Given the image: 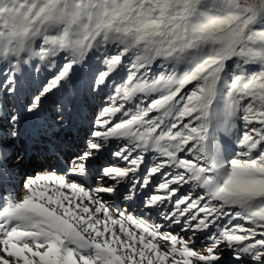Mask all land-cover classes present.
<instances>
[{"label":"snow or ice","instance_id":"obj_1","mask_svg":"<svg viewBox=\"0 0 264 264\" xmlns=\"http://www.w3.org/2000/svg\"><path fill=\"white\" fill-rule=\"evenodd\" d=\"M36 60L52 71L24 113L71 94L84 66L107 103L88 150L63 174L24 172L21 195L8 100ZM0 63V264H264V0H0ZM117 141L125 166L90 185ZM117 194L164 223L105 199Z\"/></svg>","mask_w":264,"mask_h":264},{"label":"rangeland","instance_id":"obj_2","mask_svg":"<svg viewBox=\"0 0 264 264\" xmlns=\"http://www.w3.org/2000/svg\"><path fill=\"white\" fill-rule=\"evenodd\" d=\"M90 63L92 65V69H94L97 61L96 59H93ZM92 69L88 66H84L83 70L78 69L76 76V90L72 91L69 95H64L63 97L50 96L44 102L40 113L36 116L24 113V105L27 104L28 99L32 96V94L35 93L44 83L45 79L49 77L52 70L46 68L38 60L35 61V67H33L32 62H30L28 65H24L17 70V75L20 77V84L22 85V88L16 96L9 97L8 107L10 110L18 112L21 117L20 124L17 125L22 141L21 147L25 145L27 140L30 138L31 142L28 144V148H30V150L33 148L44 147V153L46 154L50 151L56 152V154H52V157L53 160L58 161V165L64 164L62 170L70 168L77 157L88 150V142H85V140L90 138L92 139V137H90V133L96 127L93 121L99 112L100 105L107 103V97L104 93L94 95L88 90V84L91 79L88 82L86 79L88 77L92 78ZM8 71V67H6L3 63H0V81H3L4 74ZM3 95V91L0 90V99L3 98ZM61 104L65 106V110L62 114L58 111ZM2 115L3 113L0 112V116ZM46 118L47 120H45ZM61 120H63V123H61ZM0 134H3L2 128H0ZM83 143L85 144V150L66 157V155L69 154V149H71L73 145L76 144L80 146ZM119 143L122 142H109L107 148L97 153L93 158L90 165L91 175L88 178V183L90 185L96 186L98 183H101L98 177L100 175V169L103 166L110 164H115L120 167L125 166L123 161H119L111 154V152L116 150V144ZM229 145L231 146L230 143ZM36 154L37 151L33 152L32 156L30 155V159H33V156ZM229 154L231 155V151ZM15 160L16 159L14 158V160L8 164V166L10 165V168H16L14 167L17 165ZM50 162L48 161L46 164H39L38 171L27 172L29 174L43 172L48 169ZM16 170L18 171V168H16ZM62 170L59 171L60 174H63ZM23 174L24 173L22 172L17 181L18 184H20L18 193L21 195L23 194ZM121 193L127 195L123 189L121 190ZM140 196H142V193H137V197ZM105 199L108 200L109 203H116L114 197L105 195ZM117 201L118 203L116 204H118L121 209H127L134 214H143L146 218L151 215L158 223H164L163 219L157 217L154 213L146 212L141 204V199L139 198L129 201L120 198V194H117ZM171 231L173 234L183 235V233L180 232V229L176 226H172ZM160 243L164 247V250H167L165 242L160 241ZM205 243V241L201 240L196 243L195 247L198 250H202Z\"/></svg>","mask_w":264,"mask_h":264},{"label":"bare ground","instance_id":"obj_3","mask_svg":"<svg viewBox=\"0 0 264 264\" xmlns=\"http://www.w3.org/2000/svg\"><path fill=\"white\" fill-rule=\"evenodd\" d=\"M90 79H91V77H88L86 79V81L88 82V81H90ZM45 120H47V118ZM89 140H91V138L88 139V140H85V142H89ZM75 141H77V140H75ZM30 142L31 141H30V138H29L27 140L26 144L22 146V147H24V148L27 149V158H26L24 167L23 168H18L17 165H18L19 161L17 159L15 160V162L17 163V165L14 166V167L18 168V171L17 170L16 171L19 173V175L17 176V181H18V178L20 177V175L22 174V172L24 173V172H27V171H32V172L33 171L34 172L35 171H38V168H39L38 165L39 164H46V162L48 163V161L49 162L51 161V162L49 163L47 170H49V169L52 170L53 169L52 171H57V172H59L60 170H62L64 164L63 165H61V164L58 165V161L57 160H53L52 154H56V152L50 151L49 153L46 154V153H44V151H45V148L44 147H42V148H33L32 150H30V148H28V144ZM82 150H85V144L84 143L82 145H80V146L75 144V145H73L71 147V149H69V154H67L66 157L67 156L69 157L70 155H74L75 153L77 154V153H79ZM35 151H37V154L33 156V159H30L31 156H32V154H33V152H35ZM230 151H231V146L229 145V153H230ZM13 160H14V158L11 159L9 161V163H11ZM114 198H115V202L118 203L117 196L114 197Z\"/></svg>","mask_w":264,"mask_h":264}]
</instances>
